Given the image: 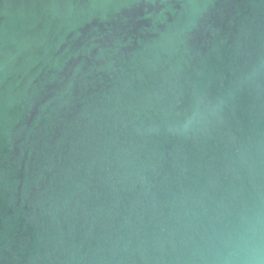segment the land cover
I'll list each match as a JSON object with an SVG mask.
<instances>
[{"label":"water","instance_id":"95a60500","mask_svg":"<svg viewBox=\"0 0 264 264\" xmlns=\"http://www.w3.org/2000/svg\"><path fill=\"white\" fill-rule=\"evenodd\" d=\"M257 218L264 0H0V264H220Z\"/></svg>","mask_w":264,"mask_h":264},{"label":"clouds","instance_id":"9594fccd","mask_svg":"<svg viewBox=\"0 0 264 264\" xmlns=\"http://www.w3.org/2000/svg\"><path fill=\"white\" fill-rule=\"evenodd\" d=\"M264 221L243 222V234H225L226 243H231L233 251L223 257L220 264H264Z\"/></svg>","mask_w":264,"mask_h":264}]
</instances>
